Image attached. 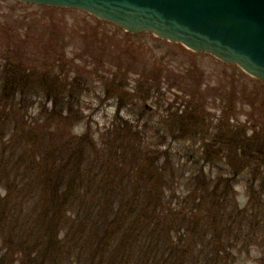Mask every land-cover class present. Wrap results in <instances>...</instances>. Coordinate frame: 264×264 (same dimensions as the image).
<instances>
[{"label":"trees","instance_id":"16d2710c","mask_svg":"<svg viewBox=\"0 0 264 264\" xmlns=\"http://www.w3.org/2000/svg\"><path fill=\"white\" fill-rule=\"evenodd\" d=\"M22 62L0 63V264L234 263L237 230L248 218L233 182L248 163L264 162L259 135L221 120L212 134L206 113L188 102L165 114V132L142 124L141 113L134 122L116 115L99 141L89 126L75 135L83 114L73 93L82 83ZM147 130L157 145L145 139ZM166 132L201 141L191 174L159 149ZM224 153L232 172L212 178L204 167Z\"/></svg>","mask_w":264,"mask_h":264},{"label":"rangeland","instance_id":"374dc122","mask_svg":"<svg viewBox=\"0 0 264 264\" xmlns=\"http://www.w3.org/2000/svg\"><path fill=\"white\" fill-rule=\"evenodd\" d=\"M138 33L124 31L75 8L0 0V63L22 59L25 67H50L53 74L61 70L62 78L70 81L75 77V82L82 83L81 93L79 88L74 90L73 107L83 119L72 134L81 135L89 126L92 137L99 141L100 135L115 123L116 115L134 122L141 113L146 115L142 124L150 121L165 132L167 129L161 125L165 114L183 109L180 104L188 102L206 113L210 133L217 131L221 120L227 128L245 130L247 136L256 133L264 140V80L207 52H195L147 32ZM41 95H33L29 108L33 117L39 112ZM131 98L134 101H129ZM145 104L153 109L146 111ZM166 134L167 141L159 149L166 151L180 173L191 174L198 166L201 141L172 139L170 132ZM155 135L147 130L145 139L157 145ZM226 163L224 153L204 170L212 178L218 171L232 172ZM181 189L175 188L177 193ZM233 190L239 209L248 218L237 230L240 240L233 249V264H261L264 162L256 159L248 163L235 176ZM257 220L260 225L252 226Z\"/></svg>","mask_w":264,"mask_h":264},{"label":"water","instance_id":"95a60500","mask_svg":"<svg viewBox=\"0 0 264 264\" xmlns=\"http://www.w3.org/2000/svg\"><path fill=\"white\" fill-rule=\"evenodd\" d=\"M75 8L132 33L207 52L264 80V0H18Z\"/></svg>","mask_w":264,"mask_h":264},{"label":"flooded vegetation","instance_id":"af4514ba","mask_svg":"<svg viewBox=\"0 0 264 264\" xmlns=\"http://www.w3.org/2000/svg\"><path fill=\"white\" fill-rule=\"evenodd\" d=\"M91 15V14H90ZM92 16V15H91ZM96 18V17H95ZM107 22V21H106ZM112 24V23H111ZM114 25V24H113ZM116 26V25H115ZM118 27V26H117ZM120 28V27H119ZM125 31V30H124ZM141 33H143V32H141ZM147 33H150V32H147ZM136 35L137 34H139V33H135ZM150 34H152V33H150ZM153 35V34H152ZM155 36V35H154ZM157 37V36H156ZM159 38V37H158ZM160 39H162V38H160ZM162 40H166V39H162ZM166 41H169V40H166ZM169 42H171V41H169ZM176 43V42H175ZM134 90L131 92L132 94H130V96H133V94H134ZM130 101H134L133 99H130ZM144 107H145V109H148V110H151V109H153V107L151 106V105H148V104H145L144 105Z\"/></svg>","mask_w":264,"mask_h":264}]
</instances>
